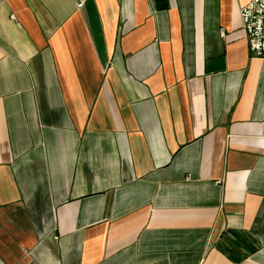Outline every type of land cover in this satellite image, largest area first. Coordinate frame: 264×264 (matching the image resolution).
I'll return each mask as SVG.
<instances>
[{
    "label": "crops",
    "instance_id": "0c3cea01",
    "mask_svg": "<svg viewBox=\"0 0 264 264\" xmlns=\"http://www.w3.org/2000/svg\"><path fill=\"white\" fill-rule=\"evenodd\" d=\"M249 1L0 0V264H264Z\"/></svg>",
    "mask_w": 264,
    "mask_h": 264
},
{
    "label": "built area",
    "instance_id": "2783aa9c",
    "mask_svg": "<svg viewBox=\"0 0 264 264\" xmlns=\"http://www.w3.org/2000/svg\"><path fill=\"white\" fill-rule=\"evenodd\" d=\"M74 1L77 9L83 6L82 0ZM239 14L250 54L264 57V0H250L240 8Z\"/></svg>",
    "mask_w": 264,
    "mask_h": 264
}]
</instances>
